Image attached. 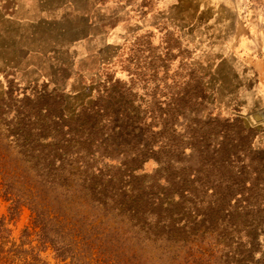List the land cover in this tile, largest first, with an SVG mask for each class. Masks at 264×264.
Segmentation results:
<instances>
[{"label":"trees","instance_id":"16d2710c","mask_svg":"<svg viewBox=\"0 0 264 264\" xmlns=\"http://www.w3.org/2000/svg\"><path fill=\"white\" fill-rule=\"evenodd\" d=\"M116 97L68 115L24 95L34 106L10 117L0 99V193L10 217L28 206L36 242L22 248L26 228L13 254L50 246L73 264H186L181 250H195L204 264L217 247L239 245L238 222L252 246L264 213V154L251 149V130L213 117L219 131L187 122L177 135L169 114L143 129L123 97L110 105ZM149 161L155 168L141 173ZM9 236L0 218V254L11 251Z\"/></svg>","mask_w":264,"mask_h":264},{"label":"rangeland","instance_id":"374dc122","mask_svg":"<svg viewBox=\"0 0 264 264\" xmlns=\"http://www.w3.org/2000/svg\"><path fill=\"white\" fill-rule=\"evenodd\" d=\"M24 95L68 115L96 98L120 96L110 105L123 97L143 129L158 128L169 114L177 135L187 122L219 131L223 124L213 117L237 120L262 155L264 0H0V99L9 117L34 106H24ZM155 166L149 161L140 172ZM8 204L0 193V218L10 231L3 243L11 249L0 264H73L54 258L50 246L13 254L26 228L30 243L22 248L36 242L28 206L10 217ZM255 226L252 246L238 222L232 237L239 245L217 247L204 264H264V213ZM198 256L181 250L180 261L197 264Z\"/></svg>","mask_w":264,"mask_h":264}]
</instances>
